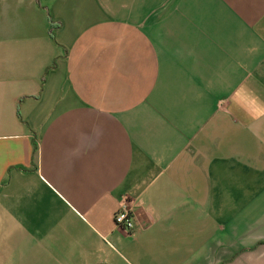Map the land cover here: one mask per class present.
Listing matches in <instances>:
<instances>
[{"label": "crops", "instance_id": "0c3cea01", "mask_svg": "<svg viewBox=\"0 0 264 264\" xmlns=\"http://www.w3.org/2000/svg\"><path fill=\"white\" fill-rule=\"evenodd\" d=\"M0 264H264V0H0Z\"/></svg>", "mask_w": 264, "mask_h": 264}, {"label": "built area", "instance_id": "2783aa9c", "mask_svg": "<svg viewBox=\"0 0 264 264\" xmlns=\"http://www.w3.org/2000/svg\"><path fill=\"white\" fill-rule=\"evenodd\" d=\"M133 199L125 194L118 203V208L113 214V221L117 228L131 234L136 229V217L133 208Z\"/></svg>", "mask_w": 264, "mask_h": 264}]
</instances>
